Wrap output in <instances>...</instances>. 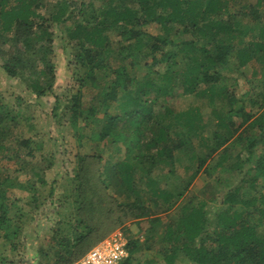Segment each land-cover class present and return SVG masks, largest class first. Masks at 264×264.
Segmentation results:
<instances>
[{
  "label": "trees",
  "instance_id": "trees-1",
  "mask_svg": "<svg viewBox=\"0 0 264 264\" xmlns=\"http://www.w3.org/2000/svg\"><path fill=\"white\" fill-rule=\"evenodd\" d=\"M229 2L108 0L107 7L101 9L95 7L94 0L78 4L69 0H0L1 72L10 78L30 80L35 97L48 95L55 78L51 49L54 36L47 27L48 19L62 20V14L69 7L68 20L75 22L76 27L73 30L71 24L67 26L72 29L68 38L75 46L70 63L71 85L63 104V112L68 114L67 124L79 144L109 142L123 150V156L115 164L105 167H99L100 155L96 153L75 154L70 175L64 178V197L72 198L73 211L69 210V214L74 212L71 220L75 222L65 228L73 233L76 244L80 240L87 242L99 233L102 223L110 220L114 213L119 222L132 213L136 220L147 222L142 247L148 249L158 223L162 224L158 213L174 209L176 216L167 218L170 219L160 235L167 245L157 250L163 255L165 264H170L174 258L187 264H264V237L256 228L264 223V193L259 196L255 208L258 212L256 223H250L248 218L252 214L243 205H253L256 199H240L237 186L227 189L220 199L226 206L212 216L215 227L208 229L207 202L190 190L198 171L209 174L215 166L226 161L230 155L229 140L239 141L241 150H246L247 155L240 159L242 151H239L234 156L235 162L227 169L240 170L243 163L250 164L254 173L249 176L250 167L245 171L250 183L264 179V67L259 99H250V105L257 106L255 111L246 110L243 101L246 93L238 97L229 87L219 85L229 72L247 74L252 58L264 63V0L242 2L240 8L231 13ZM42 8L49 10V17L38 14ZM244 19L248 20L245 25L241 23ZM152 22L157 23L156 34L141 29ZM109 30L117 37L108 35ZM8 31L10 36L6 34ZM247 33L250 38H245ZM256 35L258 38L254 37ZM147 56L150 62L143 63L142 59ZM113 60L118 61L116 66L112 65ZM155 66L159 68L154 69ZM232 78L236 84L235 77ZM86 84L94 90L88 106L82 103L81 93V87ZM176 84L182 94L206 93L211 102L217 101L225 107L221 112L213 111L216 130L210 144L204 143L210 148L204 157L195 154L189 137L190 132L196 133L202 127L197 108L179 112L170 108L164 115L153 114L152 105L158 96H169ZM151 92L152 98L147 97ZM116 100H119L117 106L122 113L108 111L109 102ZM20 103L18 96L12 98L11 103L4 101L0 92V148L6 137L13 135L12 125L19 122L21 111L16 106ZM59 107L57 102L53 110ZM100 109L102 115L99 116ZM171 114V118H167ZM170 129L179 135L177 139L170 137ZM13 139L12 150L3 155L12 167L4 165L0 169V232L2 243L11 250L28 211L9 197L10 190L20 188L29 192L27 205L32 208L43 201L45 194L52 196L58 183L53 179L47 192L42 194L35 184L38 181L46 185V168L31 161L41 153L42 145L30 137L14 135ZM184 148L188 153L185 157L196 166L185 165L187 180L172 166L176 161L173 151L185 152ZM220 148L217 165L206 167L207 156ZM162 162L171 165L167 173L152 176L153 169ZM20 172H30L35 180L20 181L17 177ZM169 177L172 183L168 188L160 187L159 181ZM136 181L148 187L150 205L143 203L135 187ZM108 188L111 195L106 193ZM206 188L212 189L209 185ZM120 196L126 200L118 202ZM183 197L185 201L178 206ZM237 205L244 208H237ZM75 243L71 245L68 239L60 240L57 261L71 263L73 259H68L66 254L73 253ZM138 248L136 240H129V254L120 264H140L135 255Z\"/></svg>",
  "mask_w": 264,
  "mask_h": 264
},
{
  "label": "rangeland",
  "instance_id": "rangeland-1",
  "mask_svg": "<svg viewBox=\"0 0 264 264\" xmlns=\"http://www.w3.org/2000/svg\"><path fill=\"white\" fill-rule=\"evenodd\" d=\"M69 1L78 4L81 1L86 3L88 0ZM253 1L254 0H230L228 3L229 11L231 13L235 10H238L242 2L251 3ZM94 2L95 7L100 6L101 9L107 7L108 4V0H94ZM68 6H70V4H68ZM69 10V7L66 8L65 12L62 14V20L59 19L61 22H58L59 20H55L53 18L48 19L49 24H47V27L54 36V39L51 42V49L53 51V59L55 62V78L51 82V90L48 95L35 97V94L29 85L30 80L25 77H20V80L17 78L7 77L1 72L0 69V92L2 99L4 97V101L11 103L12 98L18 96L21 102L19 106H16V109L18 108L21 111V116L18 118L19 122L14 125L11 124L13 135L6 137V140L2 144L3 147L0 148V169L4 165L7 167H12V164H10L11 162L5 160L3 155L12 150V147L15 145L13 143L14 135L30 137L42 145L41 153H37L38 156L33 158L31 161L35 164L39 163L40 166H45L46 168L44 176L46 179V185H41L37 181L35 186L40 187L42 194H44L47 192L50 182L53 179L58 180V183L54 188L53 195L48 196L45 194L43 201H41L37 207L33 205L31 208L29 204L27 205L28 201L30 200L29 192H26L20 188H14L10 190L9 197L11 199H16L18 205L21 206L23 210L28 211V215L23 217L25 218V222L21 226V233L19 237L14 240V249L11 250L6 244L4 245L2 243L0 232V264H54L57 261V258L59 259L60 257V240L68 239L70 244L75 243L73 242V233H71L70 230L67 231V228H65L68 227V225L70 228L75 222L71 220L74 212L69 214V210L73 211V207L70 204L72 198L68 199L66 196L64 197V192L66 191V187L64 186V178L66 175H70L75 154L81 153L83 155L96 153L97 155H100V159L98 161L99 167H105L108 164H115L123 156L122 148L120 147L119 150L118 145H114L109 142L84 141L85 143L82 142V144H79L78 141L75 140L71 129L67 124L68 114L67 112H63V104L67 100V91L71 85L70 73L72 72V68H70V63H72V58L75 53V46L73 45V41L68 38V34L76 27L75 22L68 20L70 13ZM47 11L49 12L48 9ZM47 11L42 8L38 11V14L40 16L42 15L44 17H49L47 15L49 14ZM36 21H39V18H36ZM246 22H248L246 19L241 21V23L244 25ZM70 24L72 25V29L69 30L67 26H71ZM141 29L150 34H156L158 32V26L155 22L144 25ZM254 33L257 34L258 31H254ZM6 34L10 36L11 32L8 31ZM108 35L113 38L117 37L116 33L112 30L108 31ZM184 37L187 38L188 36L185 35ZM248 37L249 36L247 33L245 38ZM254 37L258 38V35ZM236 38L233 39V42L237 40ZM117 62V60H113L112 65L116 66L118 64ZM142 62L149 63L150 57L147 56L143 58ZM37 67L39 70L42 69V65L39 62L37 63ZM263 67L264 63H260L259 60L252 58L249 61V71L247 74L238 75L237 72H229L227 77L219 81V85H225L229 87L230 90H233V92L238 97L244 96L246 93L243 100L245 108L246 110L255 111L257 106L250 105V99H259V93L262 91L261 69ZM155 68L159 67L155 66L154 69ZM141 69L143 70L144 67H141ZM251 70H254L255 73H252ZM232 77H235L236 84H233L234 79ZM43 78L45 84L48 85L49 83L46 76H43ZM25 80L28 81V83L25 82ZM44 81H42V83H44ZM172 87L174 88L171 90L169 96L163 97V95H160L155 100L154 104L152 105L153 114L156 116L164 115L165 111L170 108L178 112L197 108L201 115L202 121L200 122H202V127L199 128L196 133L190 132L189 137L195 150V154L204 157L210 152V148L204 143L207 142V144H210L213 137V131L216 130V118L213 115V111L221 112L225 107L222 104H219L217 101L211 102L208 99V94L206 93L195 95L182 94L177 84ZM120 92L121 90H119L117 93L118 98L120 97ZM81 93L82 103L85 106H88L91 95L94 94V90L86 84L81 87ZM152 96L153 93L151 92L147 97L152 98ZM57 102L60 103V107L57 110H53ZM118 102L119 100L112 102L110 101L109 103L111 106L108 111L111 113H122V111L117 106ZM98 115H102V109L98 111ZM171 116L172 114L167 116V118H171ZM234 119L237 122L239 121L238 118ZM169 134L174 140L179 136L172 129L169 130ZM227 146L229 148L228 152L230 155L227 156L228 158H226V161H223L220 165L216 164L217 156L219 153H221L222 148L212 152L209 156H207L205 160L206 162L204 164L206 167L213 166L214 164L217 166H215L213 170H209V174L203 173L202 170L198 171L190 185V190L194 191L195 194L201 198L203 197V199H205L207 202L206 221L209 226L208 229L215 227V220L212 218V216L214 214L216 215V213H218V211L221 210L223 206H226V204L220 203V199L223 197L224 191L227 189L229 190L237 186V188H239V194H237L240 199H256L254 200L253 205H243L245 208L249 209L252 214L248 218L250 223H256L258 212L255 210V208L259 204V196L264 193V179L258 178L252 184L250 183V179H248V175L245 171L249 167L252 169L250 164L243 163L242 169L240 170H234L233 168L227 169V167L231 166L232 163L235 162L236 159L234 156L239 151H242V157H240V159H244L247 155L246 150H241L243 148L239 141L234 142V140H229ZM173 154L176 158V161L174 164H172V166L180 177L187 180L188 172L187 170L185 171V165H189V168H195V162H189L187 156L185 157V155L188 154L187 149L185 152L184 150H174ZM170 167V164L162 162L153 169L151 175L156 176L162 173H167ZM253 173L254 170L252 169L251 172H249V176ZM17 175L20 181H27L28 179L35 180L30 172H20ZM171 181L172 177L161 179L159 181V185L162 188H168V185L172 183ZM207 185L211 186L212 189L206 188ZM135 187L136 189H139L143 203L150 205L148 201L150 197L148 187L139 181H136ZM106 193L111 195L109 188ZM213 193H215V197H212ZM185 199L186 198L183 197L182 200L179 201L178 206L183 204ZM125 200V197L120 196L118 202H124ZM243 206L237 205V208L242 209L244 208ZM115 215L116 214L114 213L110 220L105 219L107 222L102 223L103 225L101 226L102 228L100 232L89 238L87 242L80 240L79 243H75L76 247L72 248L73 253L70 255L66 254L68 259H73L71 263L58 260L56 264H72L74 259L76 260L79 258L99 239L105 237L108 233L115 229H120L124 232L127 243L129 240H136L138 242L140 248H138L139 250L136 251L135 255L140 264H151L149 263V260L151 259L153 261L152 264H165L163 255L157 250L159 248L166 247L167 245L165 242L161 241L160 235L166 222L170 218L172 219V217L176 216V211L174 212V209L168 213H158L162 224L158 223L156 227L157 233L155 235L153 234V239L148 242L150 246L148 249H144L142 247V242L145 241L146 237V230H143L147 226L145 219L138 221L136 220L137 218H134L133 214L130 213L128 217H123L124 219L121 218L123 220L119 222V220L115 218ZM169 216L170 218L167 219ZM139 228L141 229L139 230ZM256 228L259 235L264 237V223L258 225ZM99 234L102 236L101 238L97 236ZM71 245H69V248ZM170 264L187 263H183V261L180 259L174 258ZM188 264L194 263L189 262Z\"/></svg>",
  "mask_w": 264,
  "mask_h": 264
},
{
  "label": "built area",
  "instance_id": "built-area-1",
  "mask_svg": "<svg viewBox=\"0 0 264 264\" xmlns=\"http://www.w3.org/2000/svg\"><path fill=\"white\" fill-rule=\"evenodd\" d=\"M127 255L125 234L120 229H115L93 244L72 264H120Z\"/></svg>",
  "mask_w": 264,
  "mask_h": 264
}]
</instances>
